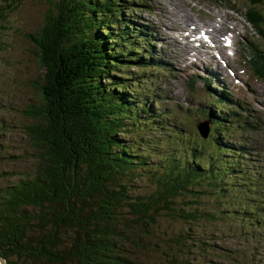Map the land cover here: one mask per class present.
<instances>
[{
  "label": "trees",
  "instance_id": "obj_1",
  "mask_svg": "<svg viewBox=\"0 0 264 264\" xmlns=\"http://www.w3.org/2000/svg\"><path fill=\"white\" fill-rule=\"evenodd\" d=\"M23 1L0 0V22ZM261 2L251 0L245 19L264 39ZM132 7L131 0H54L37 31L26 35L43 70L34 82L37 98L21 111L30 146L24 152L35 154V168L14 182H0V258L6 264H136L134 255L150 254L148 248L161 235L153 228L163 211L184 221L245 218L246 226L264 229V209L253 204L252 196L264 192L262 176L241 163L243 152L226 149L215 127L206 140L169 129L168 118L159 120L149 106L143 84L132 88L116 77L127 76L124 69L131 62L140 68L150 64L143 51L150 36L143 26L126 21ZM250 53L251 69L264 77V44ZM4 94L0 89V97ZM152 115L156 118H146ZM5 126L1 120L0 130ZM143 128L160 136L139 135ZM124 134H133L132 142L125 143ZM1 147L0 161L7 155L10 161L26 157ZM144 172L152 192L134 196L135 185L129 187L124 179L135 183ZM7 175L0 172V178ZM205 191L227 198L226 207L199 209ZM122 209L134 216L132 223L142 224L150 240L133 238L130 251L122 245L129 239L119 217ZM187 235L171 237L179 257L173 253L163 264H194L181 255L196 241ZM192 245L202 252L211 246L199 238ZM253 259L264 264L254 255L233 264H252Z\"/></svg>",
  "mask_w": 264,
  "mask_h": 264
},
{
  "label": "rangeland",
  "instance_id": "obj_2",
  "mask_svg": "<svg viewBox=\"0 0 264 264\" xmlns=\"http://www.w3.org/2000/svg\"><path fill=\"white\" fill-rule=\"evenodd\" d=\"M131 2L137 11H134L133 7L129 9L126 21L130 25L133 22L145 27L151 31L152 35L155 33L150 52L156 54L159 61L172 70V74L171 76L169 73H167L168 76L163 75L162 72L152 67L140 68L134 61L124 69L131 80L127 76L123 78L120 73H117L116 77L128 82L132 88L143 84L146 88L145 92L149 94L148 101L151 102L149 106L154 114L159 113V120L168 118L167 122L170 123L172 129L180 128L181 132L189 130L191 133L197 131L196 125L191 126L186 122L197 124L199 120L195 115V109H201L204 112L213 111L209 106V94L204 87L205 80L219 81L235 99L245 103L243 107L252 110L250 118H256L257 121L252 128L246 126L245 129L230 131L232 134H228L226 147L237 150L240 144L254 146L250 152L258 155L260 161L257 164L262 166L264 172V82L256 79L247 66L245 70L238 68L241 57L244 55L242 45H263L261 38L247 27L243 19L244 7L249 0H232V3L216 0H131ZM53 4L54 0H24L16 11L10 12L6 19L0 22V89L5 93L0 97V104L5 106V109H0V121L2 120V126L6 125L4 130H0V144L4 146L1 147L4 153L16 155L21 153L26 156L24 159L10 161V155H7L3 161H0V172L11 173V175L0 178V182L16 181L20 173L32 167L33 159H35L33 152H24V150L28 151L30 146L23 132L27 119L21 111L37 98L38 92L34 82L40 81L43 70L35 56L36 48L26 35L37 31L46 12L52 8ZM233 5L234 8H232ZM259 9L264 15V0L259 5ZM118 26L119 23L116 28ZM166 27L182 29L187 34L194 28V34L200 29H208L212 32L216 43H220L224 35L232 32L233 51H236V56L230 58L228 63L230 69L236 70L237 68L241 71L242 74L238 75L239 84H234L233 79L225 75L226 69L217 65L212 51H208L205 47L196 49L198 43L190 41L193 39L190 35L185 41L186 48L184 46L170 48ZM144 50L148 52V49ZM191 56L194 59L191 63L192 70L187 67L188 58ZM217 67L220 70H217ZM135 80L139 83H134ZM216 96L211 95V97ZM131 101L134 100L131 99ZM146 118L156 117L152 115ZM138 134L143 136L146 134L151 138L160 136V133L144 128ZM133 136V134H124L122 140L125 143L132 142ZM34 168L35 165L30 173ZM144 175L135 183H128L131 178L124 179V184L135 185L130 192L132 195L140 196L152 192V185L146 178L148 176L145 172ZM199 196L202 197L198 198L197 207L204 212L219 211V208L226 207L227 198L215 197L213 192L205 191ZM228 196L231 198L234 195ZM252 196H254L253 204L256 206L260 200L264 201V197L259 196V193L254 192ZM190 200L188 199L187 202ZM120 213V220L127 225L123 228L124 234L129 237L122 242V245L125 250L130 251L133 248V238L140 241H147L148 238H145L141 232V223L136 225L131 222L134 216L127 209H122ZM245 222V218L224 220L217 216L212 219L202 216L195 221H184L177 218L172 219L166 211H163L153 228V233L157 232L161 234L159 235L161 237L158 236L154 244L148 248L150 254H147L146 250L134 253V262L136 264H163V259L172 257L173 253L179 257L176 249L171 247L173 245L171 237L179 232H186L188 241L194 238L196 240L191 242L189 246L191 249L188 253L181 254L194 264H233V260L244 262L253 255L257 258H264V229L246 226ZM198 238L207 241L211 246L205 247L204 252L200 251V248L192 245L197 242ZM123 252L118 255L121 257ZM125 254L130 256L128 252ZM254 262V259L251 260L252 264Z\"/></svg>",
  "mask_w": 264,
  "mask_h": 264
},
{
  "label": "water",
  "instance_id": "obj_3",
  "mask_svg": "<svg viewBox=\"0 0 264 264\" xmlns=\"http://www.w3.org/2000/svg\"><path fill=\"white\" fill-rule=\"evenodd\" d=\"M201 127L199 128L200 129V132H201V134H202V136L203 137H207V135H208V128L204 125V124H201L200 125ZM206 129V130H205ZM206 132V133H205ZM0 264H6L5 263V261L2 259V258H0Z\"/></svg>",
  "mask_w": 264,
  "mask_h": 264
},
{
  "label": "bare ground",
  "instance_id": "obj_4",
  "mask_svg": "<svg viewBox=\"0 0 264 264\" xmlns=\"http://www.w3.org/2000/svg\"><path fill=\"white\" fill-rule=\"evenodd\" d=\"M248 21V20H247Z\"/></svg>",
  "mask_w": 264,
  "mask_h": 264
}]
</instances>
